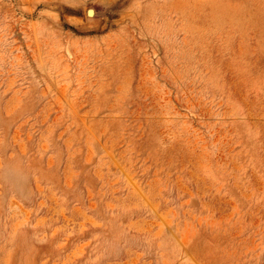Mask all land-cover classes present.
I'll use <instances>...</instances> for the list:
<instances>
[{"label": "rangeland", "instance_id": "obj_1", "mask_svg": "<svg viewBox=\"0 0 264 264\" xmlns=\"http://www.w3.org/2000/svg\"><path fill=\"white\" fill-rule=\"evenodd\" d=\"M0 264H264V0H0Z\"/></svg>", "mask_w": 264, "mask_h": 264}]
</instances>
